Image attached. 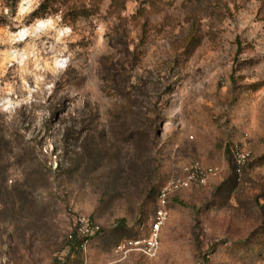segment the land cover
<instances>
[{"label":"rangeland","instance_id":"obj_1","mask_svg":"<svg viewBox=\"0 0 264 264\" xmlns=\"http://www.w3.org/2000/svg\"><path fill=\"white\" fill-rule=\"evenodd\" d=\"M0 264H264V0H0Z\"/></svg>","mask_w":264,"mask_h":264},{"label":"built area","instance_id":"obj_2","mask_svg":"<svg viewBox=\"0 0 264 264\" xmlns=\"http://www.w3.org/2000/svg\"><path fill=\"white\" fill-rule=\"evenodd\" d=\"M235 163L241 165V155H235ZM216 175L211 167H204L195 161L184 165L179 175L167 181L157 192L155 210L140 227V233L132 238L122 240L117 248L124 253L137 252L146 258L158 255L161 246V232L169 218V200L176 193L188 189L193 185H203L207 180ZM99 232V226L79 221L77 233L85 238L81 246H85L89 237Z\"/></svg>","mask_w":264,"mask_h":264},{"label":"trees","instance_id":"obj_3","mask_svg":"<svg viewBox=\"0 0 264 264\" xmlns=\"http://www.w3.org/2000/svg\"><path fill=\"white\" fill-rule=\"evenodd\" d=\"M7 4L14 7L16 5L17 0H6ZM41 11V5L35 10L33 15H36L37 12ZM38 17V16H37ZM36 18V17H35Z\"/></svg>","mask_w":264,"mask_h":264},{"label":"bare ground","instance_id":"obj_4","mask_svg":"<svg viewBox=\"0 0 264 264\" xmlns=\"http://www.w3.org/2000/svg\"><path fill=\"white\" fill-rule=\"evenodd\" d=\"M25 9H26V7H22V6H21V8H20L21 11H23V10H25ZM39 25H43L42 21L39 22Z\"/></svg>","mask_w":264,"mask_h":264}]
</instances>
